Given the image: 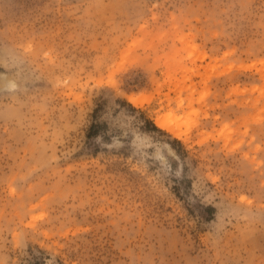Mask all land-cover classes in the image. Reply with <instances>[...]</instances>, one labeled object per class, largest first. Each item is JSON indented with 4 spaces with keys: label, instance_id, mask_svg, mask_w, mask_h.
I'll use <instances>...</instances> for the list:
<instances>
[{
    "label": "rangeland",
    "instance_id": "rangeland-1",
    "mask_svg": "<svg viewBox=\"0 0 264 264\" xmlns=\"http://www.w3.org/2000/svg\"><path fill=\"white\" fill-rule=\"evenodd\" d=\"M0 264H264V0H0Z\"/></svg>",
    "mask_w": 264,
    "mask_h": 264
},
{
    "label": "bare ground",
    "instance_id": "bare-ground-1",
    "mask_svg": "<svg viewBox=\"0 0 264 264\" xmlns=\"http://www.w3.org/2000/svg\"><path fill=\"white\" fill-rule=\"evenodd\" d=\"M155 123H157V125L162 126V127L165 126V122H163V120H160V119H158L157 122H155Z\"/></svg>",
    "mask_w": 264,
    "mask_h": 264
}]
</instances>
